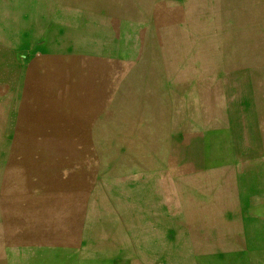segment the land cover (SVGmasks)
<instances>
[{
	"label": "rangeland",
	"instance_id": "374dc122",
	"mask_svg": "<svg viewBox=\"0 0 264 264\" xmlns=\"http://www.w3.org/2000/svg\"><path fill=\"white\" fill-rule=\"evenodd\" d=\"M54 2L49 33L64 57L39 64L4 106L14 116L0 93V264H15L2 253L15 234L31 238V214L69 216L77 235L82 219L125 207L127 178L145 205L196 203L203 257L185 264H264V0ZM139 255L149 264L158 253ZM68 257L133 264L93 250Z\"/></svg>",
	"mask_w": 264,
	"mask_h": 264
},
{
	"label": "crops",
	"instance_id": "0c3cea01",
	"mask_svg": "<svg viewBox=\"0 0 264 264\" xmlns=\"http://www.w3.org/2000/svg\"><path fill=\"white\" fill-rule=\"evenodd\" d=\"M54 4V0H0V75H2L0 93L2 114L7 117L14 116L15 113L5 112L4 106L14 101L10 109L14 108L17 97L23 98L26 92L28 79L37 78L39 71L46 69V64L44 69L40 68L39 64L65 55L64 51L55 50L56 39L49 33L58 27L53 24ZM9 67L14 72V80V76L12 79L8 78ZM9 93H13L12 99L5 102V97H8ZM22 102H19V110H16L18 116L22 114L20 111L23 107ZM130 184L131 180L127 178L124 192L125 207L121 205L122 203H114L117 206L109 213L111 217L98 218L95 223L88 224L87 218L82 219L77 235L70 231L69 216L65 219L58 215H42V212L31 214V238H22L21 235L15 234L13 248L11 245L8 246L10 249L3 251L2 259H6V254L10 253L11 249L14 251L15 264H23L24 260H29L28 255L29 264H51L48 263L49 256L46 257L43 253L48 255L53 252L67 253L65 263L70 264L69 253L76 249L93 250L99 255L112 256L116 259H129L133 264H136L140 252L158 253L153 255L154 262L149 264H174L173 261L175 264H185L186 260L197 261L203 257L198 255V244L192 238L199 230L195 222L198 216L195 213L196 203L190 201L191 206L183 205L184 202L174 205L159 202L153 206L149 203L145 205L136 199ZM122 185L121 179L115 182L114 187L119 192L123 189ZM144 220H147L146 225L143 224ZM211 225L207 222L205 233L202 231V234L206 235V245L210 238V247L213 251L214 241L211 236H214V229ZM43 226L46 230L40 233L39 228ZM148 241L151 243L150 247H147ZM121 243H125V246ZM121 251L127 254H113ZM208 255L207 252L206 259ZM206 264H209L207 260Z\"/></svg>",
	"mask_w": 264,
	"mask_h": 264
}]
</instances>
